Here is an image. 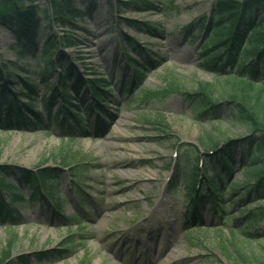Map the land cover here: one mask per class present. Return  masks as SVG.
Segmentation results:
<instances>
[{
	"label": "rangeland",
	"instance_id": "1",
	"mask_svg": "<svg viewBox=\"0 0 264 264\" xmlns=\"http://www.w3.org/2000/svg\"><path fill=\"white\" fill-rule=\"evenodd\" d=\"M122 1H146L151 5L148 8L141 5L119 8V0H75L83 13L75 18L78 28L72 33L64 32L65 28L59 26L50 31L44 18L49 1L34 0L41 9L42 29L36 45L27 48L23 56L12 31L0 24L1 62L7 65V72L17 78L10 91L26 92L19 77L40 85L36 100L31 102L36 110H42V97L49 94L48 88L59 78L57 74H64L69 64L82 78H106L111 84L109 107L103 112L106 121L100 122L98 134H94V128L89 133H64L60 117L53 125L46 126L49 134L42 129H0V165L12 168L13 173L18 167L55 168L61 163L60 154L86 156L89 170L86 178H82L84 193L79 197L88 200L84 206L66 184L71 182L70 168L62 170L64 174L54 195L63 202L61 211L69 220L64 217L53 219L45 205L32 203L19 210L21 220L0 221V260L10 240L14 241L11 259L26 256L29 264H235L234 258L230 259L222 250L221 239L228 245V250L232 251L229 245L234 243L249 253V264L264 258V221L251 231L248 241L239 232L234 239L231 231L238 230V221L245 226L250 210L264 205V200L258 202L252 196L250 201L241 188L226 201L227 210H220L217 215L207 204L204 222L200 224L202 228L198 229L199 224L192 227L185 220V214L190 212L187 210L186 184L180 181L174 190L170 187L177 178L174 168L182 151L181 144L197 145L206 132L223 135L220 140L237 138L244 133L243 128L226 119L229 109L224 102L217 116L205 119L198 116L185 95V92L196 91L199 83H211L215 95L228 85L240 83L239 79L217 76L200 66V51L205 42L200 24L203 17L210 14L213 0ZM132 22H136L135 25ZM145 26L153 28L155 35L144 30ZM189 26L190 34H187ZM52 33L57 37L68 34L76 38V42L72 47L62 45L60 52L64 60L44 84L41 76L45 64L41 55L44 43ZM121 43L127 54L142 63L148 65L146 55L132 51L137 44L151 52L156 61L153 70L145 72L141 78L140 87L158 93L146 102L141 101L146 96L139 92L131 103L123 93L131 69L124 70ZM166 72L174 74L173 85L161 81L160 76ZM64 85L72 88L69 80ZM84 95L82 90L83 114L90 105L88 95ZM22 100L30 103L26 97ZM60 105L61 101L56 102L53 113ZM44 117L48 119L49 115L44 112ZM84 118L87 121L86 114ZM159 120H164L170 128L160 127ZM94 121L96 117H93ZM162 130L171 133L172 139H167ZM68 135L75 136L74 141L68 140ZM232 157L235 172L229 186L244 182L241 158L237 153ZM17 178L16 173L11 180L16 182ZM228 190L229 187L225 191ZM6 199H9L7 195ZM234 201L238 203L230 205ZM76 214L82 219L76 221ZM221 214L235 215L238 220L226 218L222 224ZM149 230L154 231V238H146ZM69 239L78 245L59 262L39 261L34 255L59 249ZM142 240H147V244L144 245Z\"/></svg>",
	"mask_w": 264,
	"mask_h": 264
},
{
	"label": "trees",
	"instance_id": "2",
	"mask_svg": "<svg viewBox=\"0 0 264 264\" xmlns=\"http://www.w3.org/2000/svg\"><path fill=\"white\" fill-rule=\"evenodd\" d=\"M48 1L49 7L44 11V18L48 21L49 30L53 31L55 26H59L65 28L64 32L68 30L73 33V30L78 28L74 20L83 13L77 8L75 0ZM138 5L148 8L151 4L146 1L119 0V8L122 6L138 8ZM40 14L41 9L34 4V0H0V24L12 31L22 56L27 48L37 43L36 38L42 29ZM135 23L132 22L133 25ZM190 28L191 26L186 28L187 34H190ZM144 30L155 35L154 29L150 26H145ZM200 30L205 34V42L200 51L202 60L200 66L217 76L239 79L240 83L228 85V88H223L216 95L211 83H199L198 89L193 93L185 92L187 100L198 111V116L205 119L217 116V111L224 102L229 109L226 119L231 124L243 128L244 133L237 138L220 140L223 135L214 136L206 132L197 145L181 144L182 151L174 168L177 178L171 182L170 187L174 190L180 181L186 184L187 201L191 205L188 223L193 226L196 223L203 224L204 206L213 205L215 213L227 210L226 201L234 197L241 188H244L250 201L264 200V0H213L210 14L203 17ZM57 40L63 42L64 47H72L76 42V38L65 33L58 38L53 33L48 37L41 55V60L45 64L41 76L44 84H47L48 78L55 74V65H59L64 60L63 54L58 51ZM132 51L137 55H146L148 62L146 65L126 53L124 61L128 69L133 70L132 88H135L145 69L152 70L151 66L156 61L151 52L138 45L133 46ZM248 60L250 62L247 64ZM6 68L7 65L1 63L0 57V129L2 130L25 131L40 128L49 134V130L46 129L47 118L44 117L46 112L49 115L48 119L54 121L59 120V115L63 116L60 126L67 134L88 132L89 125L84 121L85 113H81L80 105V93L82 90L87 93L86 87L93 92L94 99L99 101V104H95L93 108L86 109L87 115H90L91 109L101 113L103 106L107 105L110 81L96 76L89 79L82 78L69 64L66 72L59 77L63 83L57 84L58 87H49V94L42 97V110H36L31 103L25 109L20 101L21 97L26 96L33 102L40 91V85L32 82L31 79L19 77L26 92L11 93L10 90L15 87L17 78L8 73ZM160 79L165 84L173 85L175 77L172 72H166L165 75L160 76ZM68 80L71 89L64 85ZM74 93H77V96ZM139 93L146 96L145 100H141L143 102L158 94L143 87ZM135 100L136 95L132 94L130 103ZM58 101H61V105L54 115L53 109ZM51 120L48 121L53 125ZM157 124L162 128H170L164 120L157 121ZM162 131L164 133V130ZM164 134L169 140L173 137L169 132ZM69 140L74 141L72 138ZM234 153L239 154L241 158L240 166L243 168L244 182L231 183L229 186L235 172V162L232 157ZM79 155L66 157L60 154L61 163L56 166L70 168L71 174L81 184L82 178H86L89 170L86 167L87 157L80 158ZM15 171L13 173L12 168L0 165V221H5L12 212L29 202L44 200V196L55 198L57 182L63 174L59 168L42 166L36 169L18 167ZM16 173L18 178L13 182L11 179ZM228 187L229 190L226 192ZM6 195L9 197L8 200ZM237 203L238 201H234L230 205ZM62 207L63 204L57 202V208L61 210ZM75 218H78V215ZM226 218L238 220L235 215L226 217L221 214L220 222L225 224ZM263 221L264 205H258L256 209L250 210L245 226L240 225L242 221H238V230L234 232L231 229L234 239L239 232L238 234L248 241L251 231ZM13 243V240L9 241L0 264H29L26 256L18 257L17 260L11 259ZM76 245L69 239L63 242L59 249L41 251L34 255L39 261L59 262L68 257ZM229 246L232 251L228 250V245L221 239L222 250L230 259L234 258L235 264H249V253L239 249L234 243H230ZM251 264H264V258L255 259Z\"/></svg>",
	"mask_w": 264,
	"mask_h": 264
},
{
	"label": "bare ground",
	"instance_id": "3",
	"mask_svg": "<svg viewBox=\"0 0 264 264\" xmlns=\"http://www.w3.org/2000/svg\"><path fill=\"white\" fill-rule=\"evenodd\" d=\"M151 236L153 237L154 235H153V234H151Z\"/></svg>",
	"mask_w": 264,
	"mask_h": 264
}]
</instances>
